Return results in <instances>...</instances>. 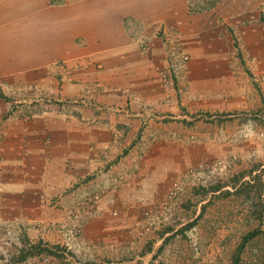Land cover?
Returning a JSON list of instances; mask_svg holds the SVG:
<instances>
[{"label":"rangeland","instance_id":"rangeland-1","mask_svg":"<svg viewBox=\"0 0 264 264\" xmlns=\"http://www.w3.org/2000/svg\"><path fill=\"white\" fill-rule=\"evenodd\" d=\"M94 4L99 21L102 0ZM176 15V26L147 21L131 29L132 46L124 49L140 59L162 54L157 76L179 96L176 111L158 120L145 107L138 125L110 126L108 134L93 129L90 136L84 125L90 138L72 136L76 157L62 164L49 156L50 178L27 176L25 170L41 169L34 156L23 157L21 172H3L0 164L5 183L17 185L19 174L23 181L9 189L21 191V218L0 221V264H264V0H186V12ZM76 16L85 14L70 6V23ZM83 18L66 29L67 45L72 29L88 34ZM113 25L91 36L118 32ZM91 39L75 38L86 58L50 69L89 74L102 66ZM108 48L123 55L122 46ZM63 77H53L58 89ZM28 89L30 99L26 91L7 92L25 122L58 105L95 107L94 92L60 103L53 93ZM26 194L33 202L24 204Z\"/></svg>","mask_w":264,"mask_h":264},{"label":"crops","instance_id":"crops-1","mask_svg":"<svg viewBox=\"0 0 264 264\" xmlns=\"http://www.w3.org/2000/svg\"><path fill=\"white\" fill-rule=\"evenodd\" d=\"M54 2H59L58 8L52 5ZM69 5L75 8V13L85 14V17L76 16L75 21L70 23ZM94 5L98 10V4H94V0H0V158L3 160L0 163L1 171L12 169L17 172L19 166L24 163L23 157L34 156L33 158L41 161V169L25 170L27 176L32 178L33 173L43 175L51 163L50 155L64 158L59 160L62 164L66 163V158L76 157L80 151H77L78 147L73 142L77 140L72 139V136H79L81 141H87L90 137H84V125H89L88 128L92 130L90 136L94 134L93 129L98 130V134H108L110 126L120 130L121 127L117 126L138 125L144 119L145 107L152 106L158 113V120L177 110L176 99L178 100L179 96L165 91L158 80L162 54H152L140 59L136 53L124 54V49L132 46L131 29L141 23L160 21L168 23L169 26H176L179 19L176 14L186 12V0H102L99 21L94 16ZM52 14L58 18L52 17ZM82 18L87 23L88 34H81L72 29L70 45H67L64 37L66 29L74 28L73 25L79 23ZM52 20H58V26L52 27ZM112 24H115L113 26L118 32L91 36L94 34V28L101 30L111 27ZM60 30L62 34H58ZM54 36L55 40L52 41ZM81 37L84 43L90 44L91 38H94L96 53L93 52L92 56L94 61H101L103 65H94V70H90L89 74L70 68V74L67 70L63 72L50 69L52 64L78 60L84 55L76 48L75 38ZM114 43L122 46L123 55H116L111 53L112 50H108ZM66 46L71 56L64 52ZM98 50H108L111 54L99 53ZM52 52L56 56H52ZM83 57L86 58L87 55ZM56 71L64 76V84L59 89L53 85ZM31 86L37 90L33 93L46 98H50L53 93L58 96L60 103L62 100L68 101L76 97L83 91L90 96L94 92L95 107L94 101L90 107L72 106L69 110H64L65 106L58 105L46 116L25 122L15 111L19 102L13 100V96L20 92L24 96L26 91L25 97L30 99L34 95L28 89ZM7 92L13 95L12 98H7ZM153 124L163 125V122ZM55 125L58 129L51 132ZM130 134L128 130L127 135ZM120 135H125L124 131H120ZM28 161L27 163H31L30 159ZM3 172L0 174V221H17L21 218L19 209L23 196L20 189L12 190L13 192H9V189H15L23 181H20V174L17 173V185L5 183ZM23 177L22 173L21 178ZM25 186L29 188L31 185ZM25 197L27 201L23 200L24 204L34 200L31 194H26Z\"/></svg>","mask_w":264,"mask_h":264}]
</instances>
